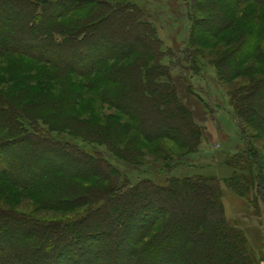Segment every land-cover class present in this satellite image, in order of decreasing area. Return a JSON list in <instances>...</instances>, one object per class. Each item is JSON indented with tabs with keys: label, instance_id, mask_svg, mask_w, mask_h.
I'll return each mask as SVG.
<instances>
[{
	"label": "rangeland",
	"instance_id": "1",
	"mask_svg": "<svg viewBox=\"0 0 264 264\" xmlns=\"http://www.w3.org/2000/svg\"><path fill=\"white\" fill-rule=\"evenodd\" d=\"M61 1L57 8L50 4L46 11L48 16L54 18L51 23L53 27L70 46H48L42 50V54L40 49L20 48L19 42L14 49L11 42L3 44L0 36V121L5 119L6 114L1 108L9 106L30 120L33 132H27L28 140L35 138L39 141V125L53 132L60 139L61 147L67 143L81 149L83 154L89 155V160L80 159L74 153L73 163L53 156L51 165L54 168L65 167L70 171L64 170L53 177L46 176L30 190L0 180V212L29 216L25 218L29 221L30 217L45 222L78 220V210L58 211L43 206L50 203L57 207L60 197L74 200L78 193L107 188L110 183L93 178L102 175L103 171L99 168L93 171L89 165H96L93 162L104 155L123 174L128 173L132 180L150 178L159 184L166 180L167 164L177 165L185 159H189L190 165L179 167L182 177L217 178L211 174L218 168L231 169L235 174L236 166L240 165L245 170L244 178L250 182L245 186L246 196L255 199L257 209L250 208L246 199H241L239 193L233 191V184L226 182L232 178L219 179L224 191V208H228L229 217H232V212L236 215L235 219L229 220L225 209L226 218L232 227L237 225L236 228L244 232L258 264H264V201L259 198L258 170L249 167H252V162L248 163L245 146L249 141V147L259 157L264 171V134L248 124H243L241 128L232 113L236 112L238 98L247 96L244 94L257 81V92L253 89V95L246 97L251 102L247 112L252 107L263 111L264 0L261 3L250 0H193L195 9L201 11L196 14L194 27L186 14L188 3L192 0H142L151 7L155 16L150 22L154 25V37L158 43H155L156 46L152 41L150 43L160 52L158 62L167 67L171 75V78L163 81L166 87L174 88L177 107L181 109L183 105L186 108L183 110L192 114L203 133L198 147L188 142L191 137L185 127H182L184 138H177L175 128L180 129L181 124L176 122L168 128L159 126L166 119L160 118L159 112V116L150 113L153 111V106L148 104L150 95L139 93V86L137 89V71H154L155 59L147 56L142 45H137L133 37L129 38V43L136 46L127 49L122 48V44L126 43L118 44L113 39H119L124 34L122 29L125 25L117 19V11H121L120 8L128 0H71L64 6ZM18 5L8 4L9 12L6 15L10 17L5 24L11 26L13 31L8 33L15 35L18 32L19 39L34 41L31 32L20 28L25 23L32 25V20L18 19L11 14L13 11L30 13L28 8H24L26 6ZM224 5L230 9L228 17H231L232 24L216 39L214 27L218 26L212 21L215 18L219 20ZM3 33L7 34V31ZM73 35L79 38L70 39ZM244 41L249 44L244 45ZM34 42L41 43L37 39ZM98 44L100 47H95ZM147 44L144 41V45ZM130 49L134 54L122 59L121 53ZM173 50L180 51L176 55ZM79 51L84 52L87 59L76 61L74 57ZM196 52L202 56L204 67L198 74L190 70L187 84L184 76L187 72L182 73V70L191 68L188 58ZM220 67L229 69V75L223 77ZM262 79L263 87L260 83ZM148 83L147 80L142 84ZM243 91V95H234ZM160 98L157 101L155 97L152 102L162 111L167 106ZM22 134L14 133L11 125L0 122V150L10 147ZM75 137L80 139L74 140ZM17 144L22 146V152H28V160L23 161V165L29 166L31 170L28 173L35 179L40 175V170L35 169V163L29 158L37 148H41L33 147L32 152H25L27 149L23 144L26 143ZM0 171L10 173L5 165ZM75 172L93 179L77 181L72 178ZM25 173H21L20 177L27 179ZM0 223L8 224L2 219ZM172 238L180 239L177 236Z\"/></svg>",
	"mask_w": 264,
	"mask_h": 264
},
{
	"label": "trees",
	"instance_id": "2",
	"mask_svg": "<svg viewBox=\"0 0 264 264\" xmlns=\"http://www.w3.org/2000/svg\"><path fill=\"white\" fill-rule=\"evenodd\" d=\"M59 1L40 0V2L34 3L32 0H0L2 43L11 42L12 47L16 49L17 42H19L20 48H35L41 51L48 46L53 48L70 46L65 43V38H62V35L57 32L56 27H53L51 23L54 18L48 16L46 11V7L50 4H54L53 7L57 8ZM68 1L71 0H62L61 5H66ZM250 1L261 3V0ZM12 3L28 8L30 13L27 14L18 11L11 12L12 10L10 12L13 17L18 19H26V21L31 19L32 25L25 23L20 25V28L22 31L31 32L35 40L37 39L41 43H36L35 40H21L18 32H15V35H9L8 31H13L11 26H7L5 23L10 17L6 15L9 12L8 4ZM193 4L195 5V2L192 0L186 9L192 27L196 26L197 12H201L200 9H195ZM232 6L234 7V5ZM227 8L224 5L219 20L215 18L212 21V24L218 26V28L214 27L216 39L232 24L230 22L231 17H228L230 9ZM150 9L151 7L142 0H128L125 6L120 8L121 11H117V19L123 21L125 25L122 29L124 34L119 39H113L118 44L126 43L122 44V48L127 49V47L136 46L129 43V38L133 37L134 42L138 43L137 45H142L146 55L152 60L155 59L154 71L143 70V73L137 71V79L135 80L137 89L139 86V93L150 95L151 101L149 100L148 104L150 107L153 106V111L150 113L157 116L160 114V118L166 119L159 126L168 128L176 122L181 124L180 129L177 126L175 128L177 138H184L185 131L182 130V127H185L191 137L188 142L198 147L203 137L200 126L197 125L190 112L183 110L186 109L183 105L181 109L177 107V94L174 88L172 90L166 87L165 81H163L166 78H171V75L168 74L167 67L163 66L160 61L158 62L159 57H161L160 52L155 47L153 48L150 43L151 41L154 44L158 43L154 37V25L150 22L155 16ZM5 31L7 34L3 33ZM78 38L73 35V38L70 39ZM144 41L152 47L150 45L149 47L148 44L144 45ZM243 43L244 45L249 44L246 41ZM95 47H100V45ZM248 50L250 51V48ZM179 51L173 50L176 55ZM253 51L256 52V50ZM42 54H44L43 51ZM77 54L74 57L76 61L87 59L84 52L79 51ZM131 54H134L131 49L123 51L121 57L125 59ZM188 60L191 63L189 65L191 68L185 70L183 68L182 70V73L187 72L184 74L187 84L190 70L198 74L200 69L204 67L202 56L198 52L190 54ZM220 72L223 77L229 75V69L220 67ZM147 80L149 83L143 85L142 83ZM258 82L250 85L248 93L244 94L247 96L243 99L238 98L237 104H235L237 106L235 107L236 112L232 113L233 118L241 128L244 126L243 124H248L258 133L264 134V103L261 104L263 111L260 110V112L256 109L257 107H254L255 109L252 107L250 108L251 111L247 112V106L251 102H248L249 99L246 97L253 95L254 91L257 92ZM260 83L263 87V79ZM150 91L152 94H149ZM243 93L244 91L239 94L236 92L234 95H243ZM155 97L157 101L161 97V102L167 108H163L162 111L157 109L158 106L153 103ZM157 101L155 103H158ZM245 102L247 105L244 104ZM256 102L258 103L259 100ZM1 110L6 114L5 119H1L0 122L11 125V131L14 133L23 132L21 137L16 139L10 147L0 150V169L5 165L10 172L0 171L1 181H7L10 184L30 190L46 176L53 177L63 173L64 170H69L65 167L54 168L51 165L53 156H60L62 160L73 163L75 159L72 154L74 153L81 157L80 159L89 160V155L87 157V154H83L81 149L74 148L67 143L61 147L60 139L53 132L39 125H37L40 130L39 141L35 138L36 142L34 139L28 140L27 132H33L29 124L30 120L25 118L23 113L13 110L9 106L3 107ZM250 113L251 115H249ZM228 114L231 115V113ZM36 120L39 122V119ZM78 139L80 138H74V140ZM17 143L20 145L26 143L23 144V147L27 149L25 152H32L33 147L41 148L40 150L37 148V151L29 158L35 163V169L40 170V175L35 179L31 178L28 173L31 170L29 166L23 165V161L28 160V152L26 154L22 152V146L19 147ZM245 146L248 163L252 162V167H249L258 170L259 198L264 201L262 164L257 154L250 149L249 141L245 143ZM188 161L189 159H185L177 165L167 164L168 167L165 169L166 180L159 184L150 178L134 181V179L129 178L128 173L123 174L116 165L111 163L106 155L102 156L101 159L98 158L96 162H93L96 165H89L93 171L97 168L103 171L101 172L102 175H96L93 178H100L104 182L110 183L107 188L103 191L78 193L74 200L60 197L57 200V207L50 203L43 206L58 211L78 210V220L45 222L30 217L31 221H29L25 219L29 216L0 212V219L8 223H0V264H258L244 232L236 228L237 225H235V229L227 221L223 204L224 191L220 185V180L205 176L182 177L179 175V167H188L190 165ZM235 169L237 173L226 182L229 183L230 181V184H233V191L239 193L241 199H246L248 205L251 206L250 208L257 209L254 203L255 199L246 196L245 186L250 185V182L243 176L245 170L240 165H237ZM14 172L19 174L18 177L17 174H13ZM24 172H26L27 179L20 177V174ZM85 176L75 172L72 178L77 181L93 179ZM261 178L263 183H261ZM156 229L157 232H155ZM173 236L180 239L174 240Z\"/></svg>",
	"mask_w": 264,
	"mask_h": 264
},
{
	"label": "crops",
	"instance_id": "3",
	"mask_svg": "<svg viewBox=\"0 0 264 264\" xmlns=\"http://www.w3.org/2000/svg\"><path fill=\"white\" fill-rule=\"evenodd\" d=\"M216 172L215 173H212L211 175L217 177L218 179L220 180H225V179H229V178H232L234 176V173L233 171H231V169H224V168H218L217 170H215ZM226 209V212H227V217L228 219L229 218H233L235 219L236 215L232 212V217L230 216L229 217V214H228V211H227V207H225ZM230 220V219H229Z\"/></svg>",
	"mask_w": 264,
	"mask_h": 264
}]
</instances>
